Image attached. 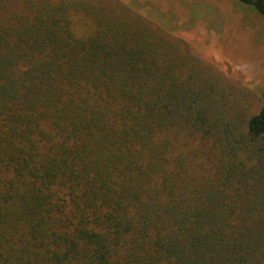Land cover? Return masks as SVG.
<instances>
[{
    "label": "trees",
    "instance_id": "1",
    "mask_svg": "<svg viewBox=\"0 0 264 264\" xmlns=\"http://www.w3.org/2000/svg\"><path fill=\"white\" fill-rule=\"evenodd\" d=\"M21 1L0 0V264H264V84L119 0Z\"/></svg>",
    "mask_w": 264,
    "mask_h": 264
},
{
    "label": "rangeland",
    "instance_id": "2",
    "mask_svg": "<svg viewBox=\"0 0 264 264\" xmlns=\"http://www.w3.org/2000/svg\"><path fill=\"white\" fill-rule=\"evenodd\" d=\"M166 26L191 51L260 90L264 84V16L237 0H119ZM10 8L21 0H3Z\"/></svg>",
    "mask_w": 264,
    "mask_h": 264
}]
</instances>
